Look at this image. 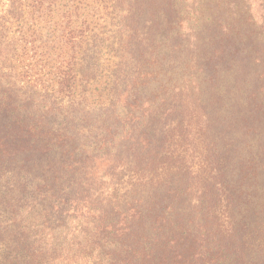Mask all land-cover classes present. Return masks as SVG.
<instances>
[{"label": "trees", "instance_id": "trees-1", "mask_svg": "<svg viewBox=\"0 0 264 264\" xmlns=\"http://www.w3.org/2000/svg\"><path fill=\"white\" fill-rule=\"evenodd\" d=\"M147 1L149 20L118 39L135 64L87 158L63 152L75 109L18 119L13 150L2 139L0 264H264V0ZM75 60L58 69L69 93ZM37 151L64 153L59 171L37 168L51 179L30 177ZM64 191L50 211L70 242H31L29 215Z\"/></svg>", "mask_w": 264, "mask_h": 264}, {"label": "rangeland", "instance_id": "rangeland-1", "mask_svg": "<svg viewBox=\"0 0 264 264\" xmlns=\"http://www.w3.org/2000/svg\"><path fill=\"white\" fill-rule=\"evenodd\" d=\"M118 1L0 0V153L2 139L7 146L16 144L14 137L19 129L16 126L18 119H25L29 124V116H38L50 109L56 113L51 116L59 117L62 107L68 112L75 109L78 120L69 124L75 125L72 133L77 134V139L63 147V154L67 156L77 149L76 159L66 160L74 162L80 156L87 158L93 149L90 142L108 138L104 132L112 130L114 121L112 111L107 109L116 99L115 92L124 90L123 84L127 85L129 71L125 67L129 65V70H133L135 64L131 53L120 46L118 39L127 37V20L132 27V24H137L139 28L149 20L147 0H140L134 17L126 11L131 6L130 1ZM151 7L155 8L154 5ZM72 53H76L78 64L77 83L69 93L59 86L58 69L62 60ZM83 117L85 120L81 122ZM95 122L100 123L99 137L85 138L89 128L95 130ZM33 153L29 163V166L33 165L30 177L51 179L52 173H42L37 169L48 164L58 171L61 169L62 151H52L45 156L40 151ZM23 157L21 154L19 160ZM17 162L7 161V166L15 168L19 166ZM66 192L49 204L40 203L34 216L29 215L31 242L38 244L41 237L45 243L52 239L51 243L58 247H65L70 242L68 234L74 233L73 224L64 218V225H60L57 217L52 219L54 214L50 211L54 203L67 198ZM68 205L63 203V208L68 209ZM46 216L47 221L44 219Z\"/></svg>", "mask_w": 264, "mask_h": 264}]
</instances>
